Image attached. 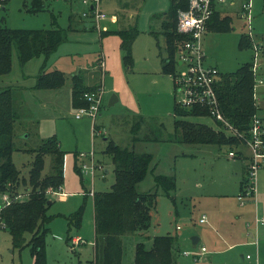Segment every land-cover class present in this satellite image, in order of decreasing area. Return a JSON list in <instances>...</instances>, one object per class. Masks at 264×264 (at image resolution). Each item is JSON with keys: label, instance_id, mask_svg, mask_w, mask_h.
I'll return each mask as SVG.
<instances>
[{"label": "rangeland", "instance_id": "374dc122", "mask_svg": "<svg viewBox=\"0 0 264 264\" xmlns=\"http://www.w3.org/2000/svg\"><path fill=\"white\" fill-rule=\"evenodd\" d=\"M251 1L252 36L248 33L247 20L238 12L242 0H236L234 6L217 5L232 15L230 29H209L204 34L206 59L208 63H216L218 81L235 73L243 64L254 62V42L264 47V0ZM31 2L1 0L0 25L11 28H68L72 24V29H66V39L48 58L36 56L21 65L14 48L12 69L0 76V89L7 86L16 89L19 117L14 140L21 149L14 151L13 160L27 176L34 154L23 148H37L47 137L57 136L66 151L62 189L68 192V198L55 199L56 192L49 193L55 201L48 210L53 218L49 222L51 231L46 236L47 261L48 264H93L94 206L90 191L110 190L115 180L111 156L104 152L107 144L104 137L129 145L130 123L127 121L131 119V113L155 116L164 122L166 135L174 133V84L171 74L162 72L156 41L158 39L160 45H164L162 18H153L154 14L165 12L170 1L101 0L98 7L107 17L100 20V28L96 27L92 16L83 18L86 24L79 20L88 9L82 0H46L47 8L37 13L28 11ZM135 22L140 32L133 44L134 62L130 69L125 70L120 35L114 32L102 34L101 30L126 28ZM151 29L158 32V38L150 34ZM241 39H244L243 45ZM100 54L104 55L106 63L100 113L96 118L89 115L76 118V109L71 102V76L78 73L85 78L86 84L98 86L104 72ZM258 59V77L264 80V50ZM44 64L48 71L57 68L65 73L66 81L61 88L35 89L33 85ZM113 94L118 96V100L109 104ZM255 98L259 106L257 114L264 115V84L257 86ZM184 118L220 129L209 115ZM94 123L101 131L97 136L94 134ZM134 148L140 153L151 154L149 170L139 183V190L157 191L158 197L150 227L122 235V264H134L137 242L144 241L149 247L153 236L167 233L177 237L176 264H264V224L256 223V217L264 215V166L256 170L252 179L255 180L254 194H246L240 187L242 179L245 178V189L249 188L251 180L245 165L249 147L242 141L238 146H230L212 142L143 140L135 142ZM230 149L241 152L233 157L229 155ZM75 155H78L77 162L86 188L75 169ZM45 158L44 173L50 166V157ZM83 164H94L95 175L83 172ZM105 168L109 169L108 173ZM158 175L175 176V188L167 192L157 183ZM85 189L87 197L82 192ZM2 196L0 193V203H3ZM81 204L84 205L79 230L81 235H73L76 240L72 239L68 245V219L56 213L70 215ZM203 214L207 218L205 222L200 221ZM193 235L200 237L196 246L192 244ZM30 237L31 233H26V239ZM256 238L257 244L254 242ZM202 246L206 247L204 252H201ZM185 250L188 254L184 253ZM248 254L252 257H247ZM32 262L30 247L15 246L9 230L1 227L0 264Z\"/></svg>", "mask_w": 264, "mask_h": 264}, {"label": "trees", "instance_id": "16d2710c", "mask_svg": "<svg viewBox=\"0 0 264 264\" xmlns=\"http://www.w3.org/2000/svg\"><path fill=\"white\" fill-rule=\"evenodd\" d=\"M169 1V8L162 14H154L153 18H162L161 33L164 37V45H160L158 39L156 41L162 72L170 74L177 68L179 45L188 38L187 34L178 30V14L179 11L189 7V0ZM46 5V0H32L31 5L26 6L28 11L37 13L45 10ZM213 5L208 30L226 31L230 29L233 24L232 15L225 13L214 3ZM130 24L126 28L101 30L102 34L114 32L120 35L125 70L133 65V44L140 32L136 22L134 25L130 26ZM66 29H72V24L68 28H11L0 25V76L11 71L14 48L17 50L21 65L36 56L44 55L48 58L66 39ZM150 34L158 38L156 30L151 29ZM243 43L244 39H241V44ZM71 80L72 105L74 107L88 105L89 102L84 97V92L95 90L98 86L86 84L85 78L78 73H73ZM65 81L66 75L62 70L56 68L48 71L44 64L37 75L35 88L56 89L62 87ZM254 84L255 75L252 62L243 64L235 73L222 77V80L215 84L223 112L241 130L249 127L259 109L254 96ZM14 88L7 86L0 89V193L9 197L8 203H0V228L9 230L15 246L30 247L33 256L32 264H48L46 236L51 231L48 224L53 218L48 211L50 208L48 202L52 200L49 193L57 192L62 188L66 151L62 149L61 142L56 135L44 139L37 148H23L32 152L34 158L28 175L22 174L13 160L14 151L21 149L16 146L14 140L16 122L19 117ZM173 113L176 119L172 135L165 134L164 122L159 121L157 117L131 113L132 117L127 121L130 123L129 145H123L112 137H104L107 139L104 152L111 156L115 180L110 190L94 191L92 195L95 231L93 264H122L124 255L122 235L150 227L152 212L157 206L158 193L157 191L139 190L138 185L149 170L151 154L136 151L135 142L177 140L186 143L212 142L220 145H240V138L228 135L222 129L216 130L208 124L184 118L207 115L206 109L185 108L178 106L175 102ZM98 127L95 123L93 128L95 136L98 135ZM46 156L50 157V166L49 170L44 173ZM77 159L75 169L79 172L81 182L86 188ZM108 170L105 168L106 173L109 172ZM156 181L167 192L176 186L173 175H158ZM244 183L245 178L240 182L241 190ZM87 193L85 189V197L88 196ZM83 212L84 205L81 204L70 215L56 214L68 219L66 236L68 243L81 228ZM26 233H31L29 240L26 239ZM176 241V236L167 233L153 236L149 247L144 241L137 242L134 264H176Z\"/></svg>", "mask_w": 264, "mask_h": 264}, {"label": "built area", "instance_id": "2783aa9c", "mask_svg": "<svg viewBox=\"0 0 264 264\" xmlns=\"http://www.w3.org/2000/svg\"><path fill=\"white\" fill-rule=\"evenodd\" d=\"M101 0H82L88 6L87 11H84L83 17L92 16L95 19L96 27L100 28V20L107 17L105 12H102L98 7ZM222 4L223 6L229 4L234 6L237 4L236 0H189V7L185 10L179 11L178 14V30L188 35V38L180 43L177 51V68L171 74L174 84L175 102L178 106L185 108L198 107L206 109L209 116H211L217 126L224 130L226 134L236 136L241 139L242 144L249 147L250 153L247 156V175L250 178L249 188L243 187L244 193H255V177L256 170L264 166V118L255 115L245 130L239 129L223 112L215 84L218 82L219 70L214 63L207 62L206 50L203 46V37L208 30V21L213 13L214 5ZM252 1L242 0L240 16L245 18L248 22L249 35L252 36ZM254 57L252 61V70L255 75L254 96H256V88L260 84H264V80L258 77L259 54L264 50V47L254 42ZM101 66L103 68V78L95 90L84 92V97L89 102L88 105L76 107L74 116L81 118L84 115L96 118L100 113L101 104L104 93V77L105 69L102 60ZM95 124V123H94ZM101 131L98 130V134ZM93 153L94 151H90ZM238 150L230 149V156H237ZM84 155V153H80ZM83 172L95 175L96 166L94 164L82 165ZM109 171V170H108ZM88 175V174H87ZM250 189V190H249ZM62 191L59 189L56 193ZM94 190L90 191L93 195ZM3 203L9 202V197L3 195ZM207 220L206 215L203 214L200 218L201 222ZM256 223L264 224V215L256 217ZM74 241L76 238L73 239ZM257 244V238L254 241ZM206 250L205 246L201 247V252ZM184 253L188 254L185 250ZM251 255H247L250 257Z\"/></svg>", "mask_w": 264, "mask_h": 264}, {"label": "crops", "instance_id": "0c3cea01", "mask_svg": "<svg viewBox=\"0 0 264 264\" xmlns=\"http://www.w3.org/2000/svg\"><path fill=\"white\" fill-rule=\"evenodd\" d=\"M237 10V9H236ZM239 16V15H238ZM85 18V17H84ZM81 22H83V24H86V20H84L83 19V17H81L80 19H79ZM117 21L118 22H120V18H118L117 19ZM100 56H101V58H102V60H103V62H104V69H105V67H106V63H105V58L103 57L104 55L103 54H100ZM213 63L214 64H216L214 61H213ZM217 66V65H216ZM51 69V68H50ZM56 69V68H55ZM109 72V71H108ZM106 76H107V74H106ZM71 82H72V80H71ZM35 85H36V83L33 85L34 87H35ZM59 88H61V87H59ZM59 88H56V89H59ZM36 89V88H35ZM38 90H40V89H38ZM71 93H72V85H71ZM72 100V99H71ZM72 102V101H71ZM73 106V105H72ZM74 107V106H73ZM75 109H76V107H75ZM263 118H264V115H261ZM65 157H66V155H65ZM78 157H76V155H75V161H76V159H77ZM247 159V161H246V166H247V162H248V158H246ZM64 161H65V159H64ZM82 183V182H81ZM85 183V182H84ZM83 185V184H82ZM86 186V185H85ZM83 193H84V191H82ZM57 194V197L55 198V199H59V198H61L62 200H66L67 198H68V192H66V191H64L63 189H62V191H60V192H58V193H56ZM55 199H53L52 200V203L51 204H53L54 203V201H55ZM51 204H50V206H51ZM56 214H63V213H60V212H58V213H56ZM48 226L50 227V230H51V226H50V223L48 224ZM78 234H80V231H77L75 234H74V236H77ZM81 235V234H80ZM199 239H200V237H199ZM67 242V241H66ZM68 243V242H67ZM71 243V242H70ZM70 243H68V245H70ZM84 244V243H83ZM92 244H93V246H94V252H95V235H94V237H93V241H92ZM74 251V250H73ZM247 256V255H246ZM250 257H252V256H250ZM94 260V259H93ZM93 263V262H92Z\"/></svg>", "mask_w": 264, "mask_h": 264}, {"label": "water", "instance_id": "95a60500", "mask_svg": "<svg viewBox=\"0 0 264 264\" xmlns=\"http://www.w3.org/2000/svg\"><path fill=\"white\" fill-rule=\"evenodd\" d=\"M213 65H216V64H213ZM117 100H118V96H117L116 94H113V95L111 96L110 100H109V104H113V103H115ZM48 203L51 204V203H52V200H49ZM191 240H192V244H193L194 246H196L197 243H198V241H199V236H197V235H193V236L191 237Z\"/></svg>", "mask_w": 264, "mask_h": 264}]
</instances>
